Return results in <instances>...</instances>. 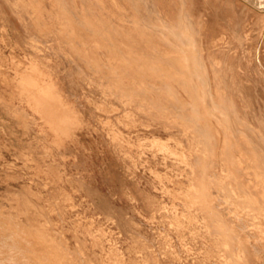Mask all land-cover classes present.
<instances>
[{"label": "rangeland", "instance_id": "obj_1", "mask_svg": "<svg viewBox=\"0 0 264 264\" xmlns=\"http://www.w3.org/2000/svg\"><path fill=\"white\" fill-rule=\"evenodd\" d=\"M47 1L44 0V3L47 7H50L51 2ZM82 1L71 0V3L81 6ZM105 1L109 6L112 4L111 0ZM116 1L121 5L123 3V6L126 2V0ZM137 1L140 3L139 14H142L141 17L144 16L142 20L146 16L148 26L151 27V32H154L152 33V35L154 34L153 41H157L154 42L151 51L153 54H158L169 47H165L168 44L162 39L163 35L161 34L163 31L160 30L162 29L160 24L168 16L177 14L181 0ZM12 2L13 0H0V27L3 29L1 31L0 28V34L2 33L0 35V46L2 45L0 47V116H2L0 117V166H3L0 167V194L2 193L0 195V219L8 220L11 218L10 221L15 222L17 220L15 223L20 222L23 224L20 225L24 228L28 223L27 228L40 229L39 231L45 233L44 235L48 237V240L50 237L51 243L59 252L65 249V252L61 253L66 256L67 261L69 260V264H104V262L105 264H139L137 262H140V264H153L154 262V264H231L232 262L236 264H264V240L261 239L258 233V228L262 226L261 224H264V219L261 218V215L264 216V207L262 206L264 195L261 193L264 184V17L261 12L264 8V5L262 6L264 0H186L185 6L196 28L195 39L198 44L196 58L200 66L206 64V74L208 73L206 83L210 91L207 90V92L211 95L206 96V104H210L209 96L217 97L215 94H219L220 101L216 99L215 102L217 104L219 102L217 105L219 109H223L228 113L231 126L227 128L221 125L219 133L209 132L212 139L198 142L194 146L193 139L185 129L186 123L190 122L188 118L190 119L193 105L191 102L187 105H181L177 102L178 99H191L190 92L181 87L179 83L172 82L164 74L154 73L151 89L158 92L151 91L152 95L154 93L152 96L154 100L153 108L151 107L148 113L142 114V111L133 107L135 111L134 130L129 133L127 129L122 128L125 135H131L129 137L131 144L129 146L123 144V147L113 143L107 132L96 122L95 114H93L94 107L88 102V98H95L99 94L98 86L96 82L90 81L92 80L91 76L84 68L79 70L76 67V63L79 64V62L75 56L70 55V52L63 48L64 46L59 41L60 36L57 33L56 24H53L54 26L50 28V31L38 30V32L36 28L33 29L28 24L29 20L26 14L20 15L18 18V14L12 9ZM253 7L256 8L253 9ZM257 8H259V12L256 11ZM117 11L121 15L129 13L122 9ZM154 11L156 12L154 13ZM150 15L153 17H150ZM154 16H157V18ZM152 20L155 21L156 26ZM258 24L262 25L263 29ZM5 25L6 27H4ZM257 28L260 30L257 31ZM155 34L158 39L155 38ZM33 35L37 36L33 37ZM52 37L55 39H52ZM38 42H42L43 46L42 43ZM4 45L10 48L5 49ZM56 55L58 56L56 57ZM13 56H16V59ZM30 61L40 63V68L45 65L46 67L44 66V69H42L48 71L57 81V85L65 97L83 113L88 126L74 138H65L54 142L53 132L42 127L43 124L38 116L32 114L31 109L24 102L12 96V84L1 79L2 73L12 76V69L16 64L24 68ZM168 84L172 88L175 87V89L173 88L177 99H173L175 101L168 99V92L165 91L168 89ZM165 86L166 89H163ZM177 89H180L181 93ZM187 91L189 93H185ZM155 94L157 95L155 96ZM185 94L188 95L185 96ZM157 96L161 99L156 98ZM155 100L158 101V104H155ZM22 106L25 108V112ZM194 106L197 107L196 112L199 111V114L202 107ZM168 108L170 109L168 110ZM14 109H17L20 114L25 113L26 116L28 115L27 117L33 118L32 116H35L36 118L23 126L21 120L14 115L16 112ZM171 110L175 112L172 114L173 117H171ZM180 117L182 121H180ZM175 125L176 127H174ZM196 129L198 133L203 135L204 131L200 125L196 126ZM228 131H230V134ZM230 135L231 141L228 139ZM177 136L181 137L178 138ZM186 142L188 143L185 144ZM42 146H44V149ZM231 148L233 149L232 152ZM210 150L211 152H209ZM182 151H185L188 155L183 160L180 157ZM238 155L242 157L239 156L240 158H238ZM225 160L226 162H223ZM240 161L242 162L240 163ZM238 162L240 165L237 164ZM8 163L13 165L9 166ZM51 177L53 178L51 179ZM248 177L251 179L250 181ZM26 178L29 182L31 181V184L27 182ZM45 178L46 180H44ZM54 184H57V186ZM189 184L201 188L199 192L194 188H190V194L196 195L195 205L193 206L187 204L184 196V190L188 188ZM260 193L261 195H259ZM254 195H256L255 201L258 205L256 203H252L250 207L243 205V209L240 206L239 210L244 211H239L240 215H238L235 212L236 204L240 203L241 199H246L248 196L253 197ZM56 202L59 204L57 205ZM184 202L185 204H183ZM248 212L250 216H248ZM245 213H247V216L244 215ZM192 214L196 217H192ZM182 215L186 217L184 218ZM181 217L185 219L184 222L181 221ZM190 217H192L191 220ZM259 221L261 226L251 225L252 222ZM82 227L89 230L86 231ZM99 228L105 232H102ZM90 234L94 237L95 242ZM245 234L252 245V248H249L250 252L247 260H245L246 257L238 255L237 247V241L240 239H242V242H240L242 246H246V243H248L245 241ZM103 248L105 251L102 250ZM141 252L142 254H140Z\"/></svg>", "mask_w": 264, "mask_h": 264}, {"label": "bare ground", "instance_id": "obj_2", "mask_svg": "<svg viewBox=\"0 0 264 264\" xmlns=\"http://www.w3.org/2000/svg\"><path fill=\"white\" fill-rule=\"evenodd\" d=\"M51 2L50 7H47L44 0H13L12 9L20 15L26 14L28 16V24L36 30L40 31H50V28L56 24L57 33L60 36L59 41L63 45L70 55H74L79 64L76 63V67L79 70L83 68L90 74V81L96 82L98 86V95L95 98H88V102L94 107V113L96 122L101 125L102 129L107 132L113 143L119 147H123V144L130 145L131 135H125L123 129H127L128 132L132 133L134 126V109H138L144 113H148L154 104L153 91L152 88V75L154 73L159 75L164 74L172 82L175 81L179 83L181 87L188 90L185 93H189L191 96L189 100L187 99H176L174 90L171 85L165 90L168 93L169 100H177L181 105L191 104L193 105L192 113L189 116L190 121L186 123L185 129L187 134L193 139V145L195 146L198 142L208 141L212 139L210 136V131L219 133L220 127L226 126L227 128L231 126L230 119L228 118V113L223 109H219L218 104L215 102L219 100V94L217 97L208 98L211 100L210 104H206V96H208V85L206 80V67L205 65L200 66L196 58L197 52V41L195 39L196 28L189 17V12L186 5V0H181L180 7L178 8L177 14L174 16H168L167 19L160 24V29L163 31L162 39L169 46L163 49L158 54H153L151 51L155 40L153 41V36L151 32V27L148 26V22L142 20V14H139L140 3L137 0H126L125 5L119 4L116 0H111L112 4L107 5L105 0H83L81 6L71 3V0H48ZM47 1V2H48ZM73 1V0H72ZM123 1V0H122ZM149 1V0H148ZM190 1V0H189ZM3 2V1H2ZM46 2V1H45ZM152 2V1H151ZM121 3V1H120ZM142 3V2H141ZM150 3V2H149ZM260 3V2H259ZM49 4V3H48ZM147 4V3H145ZM262 4V3H261ZM151 5V4H150ZM258 5V4H256ZM264 3L262 4V6ZM8 6V5H7ZM49 6V5H48ZM144 6V4H143ZM148 6V5H147ZM145 7V6H144ZM153 7V6H152ZM155 7V6H154ZM193 7V6H192ZM257 7V6H256ZM255 7V8H256ZM149 8V7H148ZM253 7V9H255ZM4 9V8H3ZM118 9L126 10L129 13L126 15H121ZM143 9V8H142ZM152 9V8H151ZM157 9V8H156ZM155 9V10H156ZM259 8H257V12ZM10 10V8H9ZM146 10V9H144ZM150 10V9H149ZM4 11V10H3ZM12 11V10H11ZM153 11V10H151ZM150 11V13H151ZM254 10V12H256ZM261 11V10H260ZM143 12V11H142ZM156 11H154L155 13ZM159 12V11H158ZM264 17V8L261 11ZM1 13V12H0ZM11 13V12H10ZM13 13V12H12ZM119 13V14H118ZM122 13V12H121ZM160 13V12H159ZM162 13V12H161ZM160 15V14H159ZM162 15V14H161ZM164 15V14H163ZM162 15V16H163ZM8 16V15H7ZM16 16V15H15ZM25 16V17H26ZM149 16V14H148ZM158 16V15H157ZM157 16H154L157 18ZM161 16V17H162ZM192 16V15H191ZM6 17V16H5ZM4 17V18H5ZM150 17H153L150 15ZM262 17V16H261ZM260 17V18H261ZM262 17V18H263ZM17 18V19H18ZM160 18V16H159ZM150 20L149 18H147ZM7 20V19H6ZM156 20V19H155ZM158 20V19H157ZM2 21V20H1ZM153 21V20H152ZM161 21V20H160ZM159 21V22H160ZM198 21V19H197ZM263 21V20H261ZM260 21V22H261ZM155 24V21H153ZM151 22V23H153ZM259 22V20H258ZM12 23V21H11ZM196 23V22H195ZM9 24V23H8ZM14 24V23H13ZM22 24V23H21ZM263 24V23H262ZM151 25V24H149ZM158 25V24H157ZM2 26V25H1ZM9 26V25H7ZM29 26V27H30ZM156 26V24H155ZM258 26H260L258 24ZM262 26V25H261ZM260 26V27H261ZM264 26V25H263ZM6 27V25L4 26ZM154 27V26H153ZM1 28V27H0ZM20 28V27H19ZM155 28V27H154ZM259 28V27H258ZM257 28V31L260 30ZM262 28V27H261ZM13 29V28H12ZM25 29V28H24ZM156 29V28H155ZM263 29V28H262ZM3 29L1 28V31ZM35 30V31H36ZM264 30V29H263ZM261 30V31H263ZM7 31V30H6ZM27 31V30H26ZM159 31V28H158ZM4 32V31H3ZM9 32V31H8ZM7 32V33H8ZM20 32V31H19ZM24 32V31H22ZM39 32V31H38ZM10 33V32H9ZM42 33V32H40ZM39 33V34H40ZM50 33V32H49ZM53 33V32H52ZM55 33V32H54ZM159 33V32H158ZM263 33V32H261ZM2 34V33H1ZM0 34V35H1ZM29 34V32H28ZM27 34V35H28ZM38 34V33H37ZM45 34V32H44ZM47 34V33H46ZM157 34V33H156ZM155 34V36H156ZM11 35V34H10ZM48 35V34H47ZM45 35V36H47ZM51 35V34H50ZM25 36V35H24ZM30 36V34H29ZM32 36V35H31ZM37 36V35H33ZM42 36V35H41ZM57 36V35H56ZM54 36V37H56ZM9 37V35H8ZM44 37V36H43ZM51 37V36H50ZM52 37V39L54 38ZM222 37V36H220ZM225 37V36H224ZM3 38V37H2ZM39 38V37H38ZM157 38V36L155 37ZM13 39V38H12ZM29 39V38H28ZM33 39V38H32ZM31 39V40H32ZM55 39V38H54ZM158 39V38H157ZM156 39V40H157ZM239 39V38H238ZM57 40V39H56ZM221 40V39H220ZM225 40V38H224ZM1 41V40H0ZM33 41V40H32ZM36 41V40H35ZM34 41V42H35ZM38 41V40H37ZM41 41V40H40ZM58 41V40H57ZM228 41V40H227ZM239 41V40H238ZM258 41V39H257ZM157 42V41H156ZM155 42V43H156ZM223 42V41H222ZM260 42V41H259ZM263 42V41H262ZM6 43V42H5ZM4 43V44H5ZM15 43V42H14ZM30 43V42H28ZM33 43V42H31ZM40 43V42H38ZM42 43V42H41ZM40 43V44H41ZM46 43V42H45ZM227 43V42H226ZM36 44V42H35ZM48 44V43H47ZM58 44V43H57ZM225 44V43H224ZM261 45V44H260ZM259 45V46H260ZM2 46V45H1ZM0 46V47H1ZM6 47V45H4ZM13 46V45H12ZM18 46V45H17ZM36 46V45H35ZM41 46V45H40ZM43 46V43H42ZM41 46V48H42ZM258 46V47H259ZM28 47V46H27ZM257 47V49H258ZM4 48V47H3ZM2 48V49H3ZM10 48V47H9ZM5 48V49H9ZM16 48V47H15ZM29 48V47H28ZM36 48V47H34ZM40 48V47H39ZM58 48V47H57ZM154 48V47H153ZM256 48V47H255ZM17 49V48H16ZM15 49V51H16ZM20 49V48H18ZM31 49H33L31 47ZM46 49V48H45ZM59 49V48H58ZM256 49V50H257ZM4 50V49H3ZM22 50V49H21ZM54 50V49H53ZM63 50V49H62ZM255 50V51H256ZM25 51V50H24ZM48 51V50H47ZM46 51V53H47ZM50 51V50H49ZM55 51V50H54ZM264 51V50H263ZM8 52V50H7ZM6 52V53H7ZM22 52V51H21ZM2 53V52H1ZM5 53V52H4ZM20 53V52H19ZM27 53V51H26ZM45 53V54H46ZM61 53V52H58ZM264 53V52H263ZM16 54V53H15ZM23 54V53H22ZM25 54V53H24ZM23 54V55H24ZM51 54V53H50ZM49 54V55H50ZM52 55V54H51ZM60 55V54H58ZM56 55V57L58 56ZM259 55V54H258ZM12 56V55H11ZM63 56V55H62ZM14 57V56H13ZM27 57V56H26ZM31 57V56H30ZM48 57V55H47ZM68 57V56H67ZM209 57V56H208ZM22 58V57H21ZM52 58V57H51ZM254 58V57H253ZM258 58V57H257ZM255 58V59H257ZM16 59V56L14 57ZM63 59V58H62ZM67 59V58H66ZM69 59V58H68ZM18 60V59H17ZM58 60V59H57ZM60 60V59H59ZM213 60V59H212ZM13 61V60H12ZM20 61V60H19ZM23 61V60H22ZM40 61V60H39ZM38 61V62H39ZM52 61V60H51ZM50 61V62H51ZM68 61V60H67ZM70 61V60H69ZM211 61V60H210ZM24 62V61H23ZM37 62V61H36ZM35 61H30L24 68L20 67L18 64L12 69V76L2 73L1 79L4 82L12 84V96L16 97L21 102H24L27 107L32 111V114L38 116L42 127L53 132L55 139L54 142L63 140L65 138H74L80 131L88 126V122H85L84 115L75 106L74 103L65 97L62 90L58 87L57 81L48 73V71L43 70L44 66L40 68V63L37 64ZM41 62V61H40ZM57 62V61H56ZM63 62V61H62ZM73 62V61H72ZM214 62V61H213ZM216 62V61H215ZM47 63V62H46ZM54 63V62H53ZM219 63V61H218ZM22 64V63H21ZM209 64V63H208ZM212 64V62H211ZM214 64V63H213ZM9 65V64H8ZM69 65V64H68ZM74 65V64H73ZM72 65V66H73ZM50 66V65H49ZM5 67V66H4ZM10 67V66H9ZM46 67V66H45ZM74 67V66H73ZM75 67V68H76ZM8 68V66H7ZM13 68V67H12ZM50 68V67H49ZM10 69V68H9ZM72 69V68H71ZM211 69V68H209ZM214 69V68H213ZM9 71V70H7ZM50 71V70H49ZM59 71V70H58ZM69 71V70H68ZM74 71V70H73ZM208 71V70H207ZM211 71V70H210ZM51 72V71H50ZM213 72V71H212ZM77 74V72H75ZM52 74V72H51ZM73 74V73H72ZM215 74V73H214ZM54 75V74H53ZM75 75V74H74ZM212 75V74H211ZM89 76V77H90ZM209 76V75H208ZM214 76V75H213ZM58 77V76H57ZM77 77V76H76ZM83 76L81 75V78ZM207 77V79H206ZM79 78V77H78ZM162 78V77H161ZM59 79V78H58ZM57 79V80H58ZM163 79V78H162ZM211 79V78H210ZM85 80V79H84ZM154 80V79H153ZM62 81V80H61ZM75 81V80H74ZM155 81V80H154ZM160 81V80H159ZM170 81V82H171ZM164 82V81H163ZM174 82V83H175ZM86 83V82H85ZM159 83V82H158ZM65 84V83H64ZM165 84V83H164ZM167 84V83H166ZM71 85V84H70ZM93 85V84H90ZM173 85V84H172ZM89 86V85H88ZM164 86V85H163ZM162 86V87H163ZM179 86V85H178ZM177 86V87H178ZM94 87V86H93ZM180 87V86H179ZM180 87V89H181ZM75 88V87H74ZM154 88V84H153ZM161 89V88H160ZM159 89V90H160ZM166 89V86L165 88ZM177 89L178 92H180ZM70 90V89H69ZM79 90V89H78ZM162 90V89H161ZM183 90V89H182ZM181 90V91H182ZM155 91V90H154ZM153 91V92H154ZM72 92V91H71ZM156 93L158 91H155ZM177 92V91H176ZM184 92V91H183ZM70 93V92H68ZM87 93V92H85ZM181 93V92H180ZM66 94V93H65ZM94 94V93H93ZM3 95V94H2ZM75 95V94H74ZM92 95V94H91ZM89 95V96H91ZM157 94H155L156 96ZM161 95V94H160ZM166 95V94H165ZM178 95V94H177ZM188 95V94H187ZM185 94V96H187ZM211 95V94H210ZM214 95V94H213ZM79 96V95H77ZM154 96V97H155ZM159 96V94H158ZM156 98H160V97ZM180 96V94H179ZM182 96V95H181ZM74 97V96H73ZM84 97V96H83ZM163 97V96H161ZM178 97V96H177ZM211 97V98H210ZM15 98V99H16ZM77 98V97H76ZM85 98V97H84ZM183 98V97H181ZM187 98V97H186ZM2 99V98H1ZM6 99V98H5ZM100 99V100H98ZM161 99V98H160ZM167 99V97H166ZM222 99V98H221ZM7 100V99H6ZM75 100V99H74ZM165 100V99H163ZM173 100V101H175ZM9 101V100H8ZM168 101V100H167ZM16 102V101H15ZM20 102V103H21ZM158 102V101H157ZM155 100V104L157 103ZM163 102V101H162ZM160 102V103H162ZM176 102V103H177ZM18 103V102H17ZM223 103V102H222ZM22 104V103H21ZM19 104V105H21ZM85 104V102H84ZM158 104V103H157ZM164 104V103H163ZM168 104V103H165ZM4 105V104H3ZM2 105V106H3ZM18 105V106H19ZM194 105L202 107L200 113L196 112ZM24 106V105H23ZM22 106V107H23ZM17 107V106H16ZM26 107V108H27ZM92 107V108H93ZM157 107V105H156ZM155 107V108H156ZM168 107V106H167ZM183 107V106H182ZM1 108V107H0ZM153 108V107H152ZM161 108V107H160ZM163 108V107H162ZM18 109V108H17ZM17 109L14 115H16L23 126H26L31 122L35 116L27 117L24 114L18 113ZM22 109V108H20ZM24 112L25 108L23 107ZM28 109V108H27ZM170 108H168L169 110ZM201 109V108H200ZM29 111V110H27ZM3 112V111H2ZM1 112V114H2ZM30 112V111H29ZM27 112V113H29ZM163 112V111H162ZM171 117H173V110H171ZM186 112V111H185ZM244 112V111H243ZM165 113V112H164ZM175 113V112H174ZM188 113V112H187ZM160 114V113H159ZM169 114V113H168ZM167 114V115H168ZM178 114V113H177ZM185 114V113H184ZM149 115V114H148ZM147 115V116H148ZM155 115V114H154ZM157 115V114H156ZM182 115V113H181ZM8 116V115H7ZM162 117L161 115H157ZM164 116V115H163ZM180 116V115H178ZM186 116V115H185ZM215 118L213 119L212 118ZM2 117V116H0ZM143 117V116H142ZM155 117V116H154ZM170 117V115H169ZM183 117V116H182ZM187 117V116H186ZM5 118V117H4ZM12 118V117H11ZM138 118V117H137ZM145 118V117H144ZM153 118V117H152ZM151 118V119H152ZM175 118V116H174ZM181 118V117H180ZM147 119V118H146ZM150 120V118H148ZM162 119V118H160ZM159 119V120H160ZM171 119V118H170ZM154 120V118H153ZM164 120V119H162ZM179 120V119H178ZM184 120V119H183ZM6 121V120H5ZM90 121V119H89ZM155 121V120H154ZM182 121V118L181 120ZM95 122V123H96ZM167 122V121H166ZM178 122V121H177ZM232 122V121H231ZM1 123V122H0ZM171 123V122H170ZM174 123V121H173ZM41 124V125H42ZM144 124V123H143ZM152 124V123H151ZM183 124V123H182ZM185 124V123H184ZM200 125L204 133L201 135L197 132L196 126ZM15 125V124H14ZM91 125V124H90ZM156 125V124H155ZM174 125V124H173ZM177 125V124H176ZM176 125L174 127H176ZM96 126V125H95ZM141 126V125H140ZM178 126V125H177ZM35 127V126H34ZM124 127V128H123ZM150 127V126H149ZM173 127V126H172ZM181 127V126H180ZM225 127V128H226ZM11 128V127H10ZM19 128V127H18ZM24 128V127H23ZM123 128V129H122ZM148 128V127H147ZM155 128V127H154ZM161 128V127H160ZM167 128V127H165ZM183 128V127H182ZM30 129V128H29ZM36 129V128H35ZM136 129V128H135ZM184 129V128H183ZM21 130V128H20ZM43 130V129H42ZM232 130V129H231ZM24 131V130H23ZM30 131V130H29ZM227 131V130H226ZM37 132V131H36ZM46 132V130H45ZM48 132V131H47ZM183 132V131H182ZM185 132V131H184ZM185 132V133H186ZM230 134V131H228ZM226 132V133H228ZM232 132V131H231ZM32 133V132H31ZM34 133V132H33ZM49 133V132H48ZM134 133V132H133ZM11 134V133H10ZM13 134V133H12ZM22 134V133H21ZM148 134V133H147ZM177 134H179L177 132ZM184 134V133H183ZM186 134V135H187ZM227 134V135H229ZM29 135V134H28ZM34 135V134H33ZM37 135V134H36ZM35 135V136H36ZM48 135V134H47ZM167 135V134H166ZM165 135V136H166ZM185 135V136H186ZM226 135V137H227ZM12 136V135H11ZM22 136V135H21ZM43 136V135H42ZM145 136V135H144ZM184 136V135H183ZM223 136V135H222ZM13 137V136H12ZM16 137V136H15ZM44 137V136H43ZM154 137H156L154 135ZM158 137V136H157ZM162 137V135H161ZM178 138L181 136H177ZM189 137V136H187ZM219 137V136H218ZM23 138V137H22ZM25 138V136H24ZM28 139V137H27ZM30 139V138H29ZM35 139V138H34ZM165 139V137H164ZM174 140V138L172 137ZM177 139V138H176ZM229 141L232 140L231 135L228 138ZM16 140V139H15ZM37 140V139H36ZM44 140V138H43ZM110 140V141H111ZM135 140V139H134ZM143 140V139H142ZM141 140V141H142ZM157 140V139H156ZM167 140V138H166ZM171 140V139H170ZM183 140V139H182ZM215 140V139H214ZM219 140V139H218ZM224 140V139H222ZM19 141V140H18ZM29 141V140H27ZM35 141V140H34ZM180 140L178 139V142ZM187 141V140H186ZM213 141V140H212ZM21 142V141H20ZM48 142V141H47ZM165 142V141H164ZM225 142V140H224ZM52 144L51 142H48ZM155 143V142H154ZM170 143V142H169ZM183 143V142H182ZM186 142L185 144H187ZM214 143V142H213ZM12 144V143H11ZM16 144V142H15ZM14 144V145H15ZM25 144V143H24ZM27 144V143H26ZM36 144V143H35ZM173 144V143H172ZM180 144V142H179ZM208 144V143H207ZM216 144V143H215ZM22 145V144H21ZM34 145V144H33ZM57 145V144H56ZM90 145V144H89ZM164 145V144H163ZM175 145V144H174ZM47 146V144H46ZM53 146V145H52ZM58 146V145H57ZM229 146V144H228ZM233 146V145H232ZM44 146H42L43 148ZM65 147V146H64ZM111 147V146H110ZM168 147V146H166ZM216 147V146H215ZM224 147V146H223ZM235 147V146H234ZM29 148V147H28ZM36 148V147H35ZM92 148V147H91ZM154 148V147H153ZM178 148V147H177ZM222 148V147H221ZM33 149V148H32ZM31 149V150H32ZM44 149V148H43ZM54 149V148H53ZM56 149V148H55ZM101 149V148H100ZM176 149V148H175ZM179 149V148H178ZM184 149V148H183ZM218 149V147H217ZM224 149V148H223ZM20 150V149H19ZM47 150V149H46ZM180 150V149H179ZM30 151V150H29ZM172 151V150H171ZM233 149L231 148V152ZM14 152V151H13ZM16 152V151H15ZM42 152V151H41ZM176 152V151H175ZM211 152V150L209 151ZM3 153V152H2ZM30 153V152H29ZM62 153V152H61ZM145 153H147L145 151ZM154 153V152H153ZM208 153V152H207ZM32 154V153H31ZM39 154V153H37ZM119 154V153H118ZM149 154V153H148ZM174 154V153H173ZM222 154V153H221ZM5 155V154H4ZM36 155V154H35ZM45 155V154H43ZM122 155V154H121ZM120 155V156H121ZM161 155V154H160ZM167 155V154H165ZM186 152L182 151L180 153L181 159H185ZM235 155V154H234ZM242 155V154H241ZM238 155V158L242 157ZM29 156V155H28ZM59 156V155H58ZM63 156V155H62ZM240 156V157H239ZM244 156V155H243ZM11 157V156H10ZM14 157V156H13ZM32 157V156H31ZM40 157V156H39ZM123 157V156H122ZM30 158V157H29ZM34 158V157H33ZM46 158V156H45ZM67 158V157H66ZM76 158V157H75ZM14 159V158H13ZM38 159V157H37ZM40 159V158H39ZM244 159V158H243ZM12 160V159H11ZM15 160V159H14ZM13 160V161H14ZM25 160V158H24ZM60 160V159H59ZM203 160V159H202ZM242 160V159H241ZM245 160V159H244ZM9 161V160H8ZM42 161V160H41ZM48 161V160H47ZM63 161V159H62ZM222 161V160H221ZM237 161V160H235ZM11 162V161H9ZM19 162V161H18ZM25 162V161H24ZM68 162V161H67ZM223 162H226L223 161ZM222 162V163H223ZM242 161H240L241 163ZM1 163V162H0ZM17 163V162H16ZM21 163V162H20ZM50 163V162H49ZM52 163V162H51ZM130 163V161H129ZM246 163V162H245ZM5 164V163H4ZM11 166L12 163H8ZM7 164V165H8ZM19 164V163H18ZM32 164V163H31ZM30 164V165H31ZM41 164V163H40ZM47 164V163H46ZM204 164V163H203ZM239 164V162L237 163ZM244 164V163H243ZM13 165V164H12ZM43 165V164H42ZM74 165V164H73ZM240 165V164H239ZM242 165V164H241ZM46 166V165H45ZM52 166V165H51ZM62 166V165H60ZM76 166V165H75ZM198 166V165H197ZM200 166V165H199ZM203 166V165H202ZM3 167V166H0ZM17 167V166H16ZM28 167V166H27ZM32 167V166H31ZM34 167V166H33ZM42 167V166H41ZM48 167V166H47ZM46 167V168H47ZM151 167V166H150ZM10 168V167H9ZM25 168V167H22ZM59 168V167H58ZM57 168V169H58ZM199 168V167H197ZM3 169V168H2ZM14 169V167H13ZM17 169V168H16ZM63 169V168H62ZM134 169V168H133ZM15 170V169H14ZM21 170V169H20ZM37 170V169H36ZM44 170V169H43ZM196 170V169H195ZM258 170V169H257ZM19 171V170H18ZM62 171V170H61ZM228 171V170H227ZM22 172V171H21ZM256 172V170H255ZM11 173V172H10ZM13 173V171H12ZM20 173V172H19ZM24 173V172H22ZM38 174V173H37ZM62 174V173H61ZM161 174V173H160ZM241 174V173H240ZM44 175V174H43ZM78 175V174H77ZM244 175V174H243ZM1 176V175H0ZM23 176V174H22ZM28 176V174H27ZM40 176V175H39ZM68 176V175H66ZM251 176V175H250ZM249 176V177H250ZM259 176V175H258ZM5 177V176H3ZM38 177V176H37ZM214 177V176H213ZM241 177V176H240ZM248 180L250 181L251 179ZM255 177V176H254ZM53 177H51L52 179ZM78 178V177H77ZM251 178V177H250ZM22 179V178H20ZM24 179V178H23ZM27 179V178H26ZM34 179V178H33ZM37 179V178H36ZM41 179V178H40ZM66 179V177H65ZM64 179V180H65ZM257 179V178H256ZM28 180V179H27ZM38 180V179H37ZM46 180V178L44 179ZM69 180V179H68ZM71 180V179H70ZM151 180V178H150ZM13 181V180H12ZM11 181V182H12ZM23 181V180H22ZM26 181V180H25ZM210 181V180H208ZM248 181V182H249ZM256 181V180H255ZM19 182V180H18ZM28 183L29 180L27 181ZM51 182V180H50ZM61 182V181H60ZM64 182V181H63ZM66 182V181H65ZM76 182V181H75ZM196 182V181H195ZM253 182V181H252ZM263 182V181H262ZM261 182V184H262ZM23 183V182H22ZM35 183V182H34ZM55 183V181H54ZM62 183V182H61ZM73 183V182H72ZM83 183V182H82ZM205 183V182H204ZM203 183V184H204ZM31 184V183H30ZM37 184V183H36ZM50 184V183H48ZM145 184V183H144ZM149 184V183H148ZM210 184V182H209ZM249 184V183H248ZM252 184V183H251ZM260 184V183H259ZM257 184V186H259ZM13 185V184H12ZM22 185V184H20ZM24 185V184H23ZM34 185V184H33ZM39 185V184H38ZM57 186V184H54ZM70 185V184H69ZM77 185V183H76ZM80 185V184H79ZM83 185V184H82ZM85 185V184H84ZM256 185V183H255ZM10 186V185H9ZM75 186V185H74ZM78 186V185H77ZM73 187V186H72ZM71 187V188H72ZM79 187V186H78ZM188 188L184 190V196L186 198L187 204L190 206L195 205L196 195L190 194V188H194L197 192L201 191V188L189 184ZM256 187V186H255ZM6 188V187H4ZM48 188V187H47ZM55 188V187H54ZM57 188V187H56ZM184 188V187H183ZM18 189V188H17ZM21 189H23L21 187ZM52 189V188H51ZM74 189V188H73ZM147 189V188H146ZM223 189V188H222ZM258 189V187H257ZM262 192L264 195V184L262 185ZM6 190V189H5ZM12 190V189H11ZM19 190V189H18ZM49 190V189H48ZM148 190V189H147ZM42 191V190H41ZM56 191V190H55ZM54 191V192H55ZM64 191V190H63ZM66 191V190H65ZM64 191V192H65ZM43 192V191H42ZM78 192V190H77ZM183 192V191H182ZM168 193V192H167ZM205 193V192H204ZM259 193V192H258ZM261 193L259 195H261ZM2 194V193H1ZM0 194V195H1ZM59 194V193H58ZM57 194V195H58ZM65 195V194H64ZM170 195V194H169ZM258 195V196H259ZM63 196V195H62ZM203 196V195H202ZM246 196V195H245ZM256 195L248 196L246 199L243 198L238 201L235 206V212L240 215V206L242 209L245 207H250L252 203H256ZM38 197V196H37ZM46 197V196H45ZM205 199L206 196H204ZM60 198V197H59ZM62 198V197H61ZM60 198V199H61ZM64 198V197H63ZM69 198V197H68ZM182 198V197H181ZM231 198V197H230ZM264 198V196H263ZM40 199V198H39ZM70 199V198H69ZM73 199V198H72ZM105 199V198H104ZM133 199V198H132ZM176 199V198H175ZM184 199V198H183ZM199 199V198H197ZM210 199V198H209ZM64 200V199H63ZM81 200V199H80ZM134 200V199H133ZM174 200V199H173ZM3 201V200H2ZM61 201V200H59ZM58 201V202H59ZM66 201V200H65ZM71 201V200H70ZM184 201V200H183ZM228 201V200H227ZM233 201V200H232ZM104 202V201H103ZM40 203V202H39ZM55 203V202H54ZM57 203V202H56ZM82 203V202H81ZM108 203V202H107ZM1 204V203H0ZM5 204V203H4ZM59 203H57L58 205ZM83 204V203H82ZM90 204V203H89ZM185 204V202L183 203ZM234 204V202H233ZM84 205V204H83ZM112 205V204H111ZM258 205V204H257ZM1 206V205H0ZM9 206V205H8ZM7 206V207H8ZM13 206V205H12ZM69 206V205H68ZM75 206V205H74ZM264 207V202L263 205ZM6 207V206H5ZM61 207V206H60ZM72 207V206H70ZM76 207V206H75ZM98 207V206H97ZM74 208V207H73ZM258 208V207H257ZM5 209V208H3ZM41 209V208H40ZM53 209V208H52ZM174 209V208H172ZM185 209V208H184ZM183 209V210H184ZM210 209V208H209ZM255 209V208H254ZM259 209V208H258ZM8 210V209H7ZM10 210V209H9ZM59 210V209H58ZM56 211V210H55ZM85 211V209H84ZM172 211V210H171ZM185 211V210H184ZM211 211V209H210ZM4 212V211H3ZM181 212V211H180ZM179 212V214H180ZM252 212V211H251ZM7 214V211L5 212ZM13 213V212H12ZM15 213V212H14ZM182 213H184L182 211ZM213 213V212H212ZM16 214V213H15ZM185 214V213H184ZM188 214V213H187ZM191 214V213H190ZM14 215V214H13ZM88 215V214H87ZM97 215V214H96ZM181 215V214H180ZM189 215V214H188ZM187 215V216H188ZM192 217H196L193 216ZM213 215V214H212ZM247 216V213L244 214ZM255 215V214H254ZM253 215V216H254ZM7 216V215H5ZM20 217L19 215H16ZM176 216V215H175ZM183 216V215H182ZM248 216L249 212H248ZM13 217V216H12ZM83 217V216H82ZM87 217V216H86ZM89 217V216H88ZM94 217V216H93ZM184 218L186 216H183ZM181 217V219L183 218ZM190 217V220L191 218ZM256 217V216H255ZM258 217V216H257ZM260 217V215H259ZM258 217V218H259ZM16 218V217H15ZM14 218V219H15ZM79 218V217H78ZM81 218V217H80ZM98 218V217H97ZM177 218V217H175ZM264 219V216L261 215ZM11 220V218H9ZM7 219H0V264H67L66 256L63 255L59 250H57L53 243L49 240L41 231L28 227L24 228L23 224L15 223ZM18 219V218H16ZM88 219V218H87ZM187 219V218H186ZM21 220V219H20ZM91 220V219H90ZM178 220V219H177ZM185 219L181 221L184 222ZM170 221V220H169ZM177 222V221H176ZM171 223V222H170ZM259 222H252L253 225L261 226L258 228V233L261 239L264 240V224H259ZM21 224V225H20ZM36 224V223H35ZM175 224V223H174ZM78 225V224H77ZM83 225V224H81ZM98 225V224H97ZM100 225V224H99ZM101 226V225H100ZM73 227V226H72ZM86 227V226H85ZM98 227V226H97ZM39 228V227H37ZM83 228V227H82ZM90 228V227H89ZM84 229V228H83ZM101 229V228H99ZM108 229V228H107ZM225 229V228H224ZM82 230V229H81ZM86 230V229H84ZM89 230V229H87ZM86 230V231H87ZM98 230V229H97ZM102 232L104 231L101 229ZM45 231V230H44ZM80 231V229H79ZM96 231V230H95ZM48 232V231H46ZM82 232V231H81ZM91 232V231H90ZM105 232V231H104ZM238 232V231H237ZM66 233V232H65ZM85 233V231H84ZM110 233V232H109ZM60 234V233H59ZM89 234V233H88ZM99 234V233H98ZM112 234V233H111ZM67 235V234H66ZM79 235V234H78ZM91 235V234H90ZM248 235V234H247ZM53 236V235H52ZM62 236V234H61ZM235 236V235H234ZM246 236V234H245ZM81 237V236H80ZM90 237V236H89ZM91 237H93L91 235ZM98 237V236H97ZM105 237V236H104ZM228 237V236H226ZM55 238V237H53ZM229 238V237H228ZM237 238V237H236ZM57 239V237H56ZM60 239V238H59ZM94 239V237H93ZM99 239V237H98ZM97 239V240H98ZM105 239V238H104ZM144 240V239H143ZM229 240V239H228ZM59 241V240H58ZM99 241V240H98ZM106 241V240H105ZM152 241V240H150ZM246 246H242L240 242L242 239L238 240V255L246 257L248 259L249 250L252 248L250 239L248 236L245 237ZM53 242V241H52ZM90 242V241H89ZM95 242V239H94ZM206 242V241H205ZM81 243V242H80ZM154 243V240H153ZM61 244V242H60ZM100 244V243H99ZM98 244V245H99ZM103 244V243H102ZM146 244V243H144ZM173 244V243H172ZM85 245V244H84ZM88 245V244H87ZM104 245V244H103ZM108 245V244H107ZM106 245V246H107ZM155 245V243H154ZM153 245V246H154ZM177 245V244H176ZM56 246V245H55ZM61 246V245H60ZM59 246V247H60ZM67 246V245H66ZM136 246V245H135ZM92 247V245H91ZM108 247V246H107ZM115 247V246H114ZM138 247V246H137ZM149 247V245H148ZM178 247V246H177ZM186 247V246H185ZM58 248V247H57ZM86 248V247H85ZM100 248V247H97ZM143 248V247H142ZM250 248V249H249ZM61 249V248H59ZM141 249V248H140ZM145 249V248H144ZM191 249V248H190ZM104 250V248L102 249ZM108 250V249H106ZM113 250V249H112ZM137 250V249H135ZM180 250V249H178ZM255 250V249H254ZM68 251V250H67ZM73 251V250H70ZM76 251V249H75ZM105 251V250H104ZM114 251V250H113ZM151 251V250H150ZM158 251V250H157ZM191 251V250H190ZM193 251V249H192ZM202 251V249H201ZM65 252V251H64ZM78 252V251H77ZM81 252V251H80ZM101 252V251H100ZM136 252V251H135ZM147 252V251H146ZM145 252V253H146ZM153 252V251H151ZM198 252V251H197ZM67 253V252H66ZM144 253V252H143ZM91 254V253H90ZM142 254V252L140 253ZM155 254V253H154ZM73 255V253H72ZM80 255V254H79ZM107 255V254H106ZM137 255V254H136ZM163 255V254H162ZM93 256V255H92ZM119 256V255H118ZM141 256V255H140ZM143 256V255H142ZM145 256H147L145 254ZM196 256V255H195ZM81 257V256H80ZM84 257V256H83ZM149 257V256H148ZM160 257V256H159ZM109 258V257H108ZM101 259V258H100ZM116 259V258H114ZM97 260V259H96ZM109 260V259H108ZM122 260V259H121ZM141 260V259H140ZM161 260V259H160ZM93 261V260H92ZM101 262V260H99ZM135 261V260H134ZM241 261V260H240ZM98 262V261H97ZM114 262V261H113ZM121 262V261H120ZM163 262V261H162ZM165 262V261H164ZM228 262V261H227ZM231 262V260H230ZM247 262V261H246ZM99 263V262H98ZM115 263V262H114ZM125 263V262H123ZM140 264V262H137ZM150 263V262H149ZM155 263V262H154ZM153 263V264H154ZM159 263V262H158ZM193 263V262H192ZM69 264V263H68ZM86 264V263H85ZM90 264V263H89ZM94 264V263H92ZM105 264V262H104ZM109 264V263H107ZM118 264V263H117ZM151 264V263H150ZM231 264H236L232 262ZM246 264V263H245Z\"/></svg>", "mask_w": 264, "mask_h": 264}]
</instances>
